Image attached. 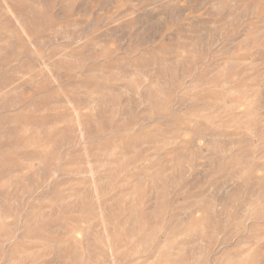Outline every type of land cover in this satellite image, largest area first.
Segmentation results:
<instances>
[{
    "label": "rangeland",
    "instance_id": "374dc122",
    "mask_svg": "<svg viewBox=\"0 0 264 264\" xmlns=\"http://www.w3.org/2000/svg\"><path fill=\"white\" fill-rule=\"evenodd\" d=\"M0 264H264V0H0Z\"/></svg>",
    "mask_w": 264,
    "mask_h": 264
},
{
    "label": "bare ground",
    "instance_id": "6f19581e",
    "mask_svg": "<svg viewBox=\"0 0 264 264\" xmlns=\"http://www.w3.org/2000/svg\"><path fill=\"white\" fill-rule=\"evenodd\" d=\"M20 15H22V14H20ZM20 15H19V16H20ZM22 16H23V15H22ZM23 20H24V19H23ZM25 22H26V21H25Z\"/></svg>",
    "mask_w": 264,
    "mask_h": 264
}]
</instances>
